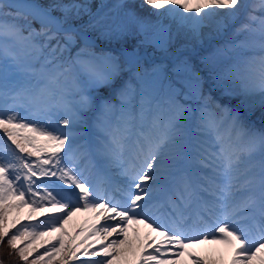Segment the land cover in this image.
Segmentation results:
<instances>
[{
  "label": "snow or ice",
  "instance_id": "obj_1",
  "mask_svg": "<svg viewBox=\"0 0 264 264\" xmlns=\"http://www.w3.org/2000/svg\"><path fill=\"white\" fill-rule=\"evenodd\" d=\"M144 3L174 21L176 33L162 20L149 25L123 0L95 13L87 0H0V245L20 264H181L185 256L209 264L192 251L203 244L224 246L229 258L220 264H264V130L245 115L264 108V0ZM84 14L105 38L136 29L141 44L165 52L181 33L202 43L205 28L223 35L244 17L233 35L247 33L245 40L202 58L212 85L243 97L244 108L205 95L187 57L175 56L168 76L160 65L141 74L136 52L97 55L85 26L71 23ZM78 39L84 47L71 56ZM123 65L135 69L139 88L118 85ZM102 89L115 91L119 105L98 96ZM89 113L96 131L85 148L78 129ZM113 167L126 178L115 190L85 174ZM81 212L93 221L69 236L64 225Z\"/></svg>",
  "mask_w": 264,
  "mask_h": 264
},
{
  "label": "rangeland",
  "instance_id": "obj_2",
  "mask_svg": "<svg viewBox=\"0 0 264 264\" xmlns=\"http://www.w3.org/2000/svg\"><path fill=\"white\" fill-rule=\"evenodd\" d=\"M46 4H48L49 6H52V5H55V4H57V3H60V2H64V3H67V2H69V0H43ZM76 2H81V0H76ZM87 2L90 4V11L91 12H93L94 13V11L99 7V6H102V5H107V8H104L103 10L104 11H108V9H110L111 7H112V5L113 4H115V3H117L118 2V0H87ZM123 3L124 4H126L127 5V10L128 11H131V12H133V13H135V15L138 17V18H140L141 20H143V21H145L146 23H148L149 25H151V24H155L158 20H162V22L164 23V24H166V25H170L171 26V31L173 32V33H176V24H175V22L174 21H171V20H169L168 18H163V17H157L156 15H155V11L156 10H154V9H152V8H150L148 5H146L145 3H144V0H123ZM56 11H58V13L60 14V15H62V13L59 11V10H56ZM55 11V12H56ZM162 11V10H161ZM9 20H11V17H9L8 18ZM87 19H89V17H88V15L87 14H84L81 18H79V19H74V20H72L73 22H76V21H79V23H81V22H83V21H85V20H87ZM20 24L21 23H25V21L24 20H19L18 21ZM243 22H247V21H244V20H242L241 22H239V23H243ZM32 25H33V27H36L35 25H34V23L32 22ZM237 27H239V26H237V25H234V26H229L228 28H226V32H228L229 34L227 35V36H225V38H224V40H222L220 43H218V44H214V45H212L211 46V48L209 49V50H207V51H201L199 54H197V55H183L182 57H187L188 59H189V61H190V63H191V65H192V67H193V69L196 71V68H198L197 70H200V68H201V70L203 71V73H201V72H199V74L204 78V85H203V90H204V94L205 95H211L212 96V99H213V101H215L216 103H218V104H220L222 107H228V108H231V109H235V108H237V106L239 105L242 109L244 108L243 107V105H241L240 104V101L243 99V97L241 98V96H236V97H230V99L231 100H236L234 103H236V105L235 104H231V102H230V104L228 103L229 102V98L227 99V101H223V100H221V99H219V98H217L216 96L218 95V94H220L219 95V97H221V98H226V97H228V96H226L224 93H223V91L222 90H220V89H217V88H215L213 85H212V83H211V81H210V79H209V77H208V69H207V67L205 66V64L204 63H202V58H204V57H207V56H210L213 52H214V50L216 49V48H219V47H221V46H223L226 42H237V41H242V40H245V38H246V36L248 35L247 33H241L240 35H236L235 37H234V35L233 36H230L231 34H234V30L237 28ZM37 28V27H36ZM95 33H96V31H95ZM99 34H100V31H99ZM100 36L103 38H101V42H103L104 44H108V43H110V44H112V43H114V44H117V45H120V44H126V42H130L131 44H135L136 43V41H138V45H140L141 43H140V41H142L143 39H144V37H143V35L142 34H140V32L138 31V30H136V29H134V34L133 35H129V36H127V37H125V38H123V39H120V40H114V39H108V38H105L104 36H102L101 34H100ZM237 37L240 39V40H238L237 39ZM254 39H257L258 40V37H255ZM53 43H55V42H53ZM190 43H194V42H192V41H189L182 33L181 34H179V35H177L176 36V39H175V41L169 46V48H171V49H174L173 51H176L179 47H181L182 45H185V44H190ZM142 45H144V44H141V46ZM81 48V47H83L82 45H81V43H80V41H79V39H78V41H77V43H76V45H74L72 48H71V56H75L76 55V53L78 52V51H76L75 50V48H77L78 50H80L79 48ZM147 46H149V48L148 49H152V48H154L155 50L157 49V48H155L153 45H147ZM146 47V46H145ZM157 50H159V49H157ZM106 53H112V52H107V51H103V52H100L99 54H97V55H100V54H106ZM244 55H246V56H251V55H253V54H255V55H259L260 53H259V51H258V49H256L255 51H244V53H243ZM112 55H115V56H118L117 54H112ZM156 65H160V66H162L163 68H164V72H165V74L166 75H168V76H171L173 73H172V67H173V64L172 65H168V64H166L165 62H162V63H157ZM155 65V66H156ZM202 66V67H201ZM126 67H128L127 65H125V67H124V65H123V67H122V70H121V74H120V77H119V80H118V85H121V84H124V83H126V81L127 82H131V84L134 86V87H136V88H139V83H138V81H137V79H136V77H135V75H134V72H133V75H131L130 74V71L128 70V68H126ZM153 69V67H147V66H144L143 68H142V66L140 65V70H142L141 71V74H143L144 73V71H151ZM135 69H133L132 71H134ZM206 80H208L209 81V83L211 84L210 86L211 87H209L208 89H209V91H208V89H207V91H206V84H205V81ZM218 93L217 95H216V92H214V90ZM210 91H212V92H210ZM97 95L98 96H101V97H103V98H105V99H108V100H110L113 104H115L116 103V105H119L118 104V102H119V99H118V101H117V96H116V93H115V91H112V90H107V89H102V90H100V92L99 93H97ZM240 99V100H239ZM180 102L181 103H183V104H186V105H188V106H191V107H193V108H195L197 105H196V103L195 102H192V101H185L184 99H183V97H181L180 98ZM258 109V114H256L255 113V115H258V116H260L261 118H262V116H264V108H261L260 106H259V104H257L253 109H251V110H245V115H246V112H250V111H256ZM218 111V110H217ZM251 114H252V112H250ZM23 114V113H22ZM195 115H198V113L197 114H195ZM256 118L258 119V121H260V119H259V117H257L256 116ZM255 118V119H256ZM94 120H95V117H94V115H92V114H86V116H85V124L82 126V127H80V128H82V129H78V131L79 132H81V133H83V136L80 138V140H79V142L81 143V144H83L84 145V147L85 148H89V147H91V145H92V143L94 142V134H95V128H94ZM248 120V119H247ZM248 123L254 128V129H256V130H264V125H262V124H260L259 122H257L256 120H248ZM1 133V136H3V133L2 132H0ZM6 139V138H5ZM10 143V142H9ZM88 145V146H87ZM87 146V147H86ZM14 147V146H13ZM101 170V172H102V170L103 171H105V172H107V174H108V182L107 181H104V183H105V187H107V188H109L110 189V186L112 187V189H113V187H114V190L117 188V187H121V186H123V184H124V181H125V177L124 176H122L121 174H120V169H118V168H103V169H100ZM99 170V171H100ZM86 175H88V177H89V180L91 181V182H93V183H95L96 181H97V177H98V174H99V172L97 173V171L96 170H93V172L91 173V174H89V173H85ZM121 181L123 182V184L121 183ZM115 185L117 186V187H115ZM82 214L84 213V212H81ZM89 216H91V219H92V221H93V216H94V214L93 213H87ZM45 219V218H44ZM91 221V222H92ZM22 222H26V221H22ZM33 222H38V221H33ZM104 221H103V219L100 221V223H103ZM108 223H113V222H111V221H109ZM89 225L87 224L86 226H80L81 228L79 229V230H77L76 231V233L77 232H79L82 228H87ZM17 227H19V225H17ZM145 231H147V230H145ZM2 248H4V254L8 257V256H15V257H17L15 254L13 255V253L12 254H10V252H11V250L6 246V245H4V246H1L0 245V250H2ZM94 250V249H93ZM78 255H79V253H78ZM229 258V257H228ZM227 258V259H228ZM81 260H87L88 258L87 257H83V256H81V258H80ZM92 259H94V260H96V259H100V257H92ZM203 259V258H202ZM209 259V258H208ZM226 259V260H227ZM225 261V260H224ZM0 264H2V263H0ZM70 264H80V261L79 260H74V261H71L70 262Z\"/></svg>",
  "mask_w": 264,
  "mask_h": 264
},
{
  "label": "bare ground",
  "instance_id": "obj_3",
  "mask_svg": "<svg viewBox=\"0 0 264 264\" xmlns=\"http://www.w3.org/2000/svg\"><path fill=\"white\" fill-rule=\"evenodd\" d=\"M17 2L35 3V4H39L42 6V4L39 3V1H37V0H17ZM203 31L205 33V36L203 38L202 43H195L194 42V43H190V44H185V45H182L181 47H179L178 50L186 49L191 54L196 53L197 50L200 49V47L202 45H204L209 39H211L213 37L220 36V35H216L215 33H212V35L209 36L208 33L210 32V29H208V28H205ZM87 36L91 39V37L88 34H87ZM175 52H169L168 51V52H165L164 55L168 56L173 61V58L175 57V55H174ZM107 178H108L107 172L103 171V173L99 172L97 180L102 179L103 181H106ZM26 213H27V209L23 210L20 213V215L23 216ZM42 218H44V217H39V219H42ZM91 221H92L91 216H89L87 213H85V214L84 213L83 214L78 213V214L74 215L72 217V219L68 221L67 224L64 225V229L69 233V236H72V235H75L76 231L79 228H81L80 226H85L87 224L89 225L91 223ZM138 227L140 228L141 234L144 233L143 232L144 230H146L143 228V226H138ZM112 238H114V237H110V239H112ZM45 239H48V238H45ZM43 251H44V249H40V252H43ZM192 251L195 253H198L200 256H202L201 258H203L205 260L209 257V259H210V261H208L209 264H212V262H216L217 264H220L221 259L225 260L227 258V253L224 252V246H222V245H215V244L197 245V246L193 247ZM60 259H61V257H57L56 260L53 262V264H59ZM181 264H191V262L188 260L187 256H185L184 258H182Z\"/></svg>",
  "mask_w": 264,
  "mask_h": 264
},
{
  "label": "trees",
  "instance_id": "obj_4",
  "mask_svg": "<svg viewBox=\"0 0 264 264\" xmlns=\"http://www.w3.org/2000/svg\"><path fill=\"white\" fill-rule=\"evenodd\" d=\"M1 246H4V245H1ZM14 255V253H13ZM0 258L1 260H4V261H11V263L13 264H20V261L18 259V257L16 258L15 256H6L4 254V248H2V250H0Z\"/></svg>",
  "mask_w": 264,
  "mask_h": 264
}]
</instances>
